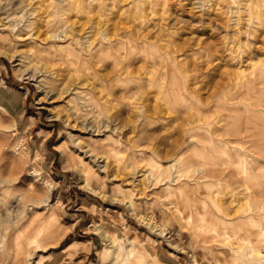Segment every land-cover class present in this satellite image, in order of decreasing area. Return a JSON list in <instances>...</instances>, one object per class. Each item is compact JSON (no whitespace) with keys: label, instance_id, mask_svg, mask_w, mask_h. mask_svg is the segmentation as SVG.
Returning a JSON list of instances; mask_svg holds the SVG:
<instances>
[{"label":"rangeland","instance_id":"1","mask_svg":"<svg viewBox=\"0 0 264 264\" xmlns=\"http://www.w3.org/2000/svg\"><path fill=\"white\" fill-rule=\"evenodd\" d=\"M143 1L0 0V264H264V0Z\"/></svg>","mask_w":264,"mask_h":264},{"label":"bare ground","instance_id":"2","mask_svg":"<svg viewBox=\"0 0 264 264\" xmlns=\"http://www.w3.org/2000/svg\"><path fill=\"white\" fill-rule=\"evenodd\" d=\"M257 1V0H256ZM139 2V1H138ZM236 2V1H235ZM142 3V2H141ZM237 3V2H236ZM142 4H145V5H148V8L146 9H144V7H142L143 9H141L142 10V12H143V14L144 13H146L147 15H148V17H153L154 16V14L156 13V8H157V2H155V0H144L143 1V3ZM244 4V3H243ZM137 5V4H136ZM138 6V5H137ZM160 6V5H159ZM248 6H249V4H248ZM131 7V6H130ZM158 9V8H157ZM240 9V8H239ZM136 10V9H135ZM249 8H246L245 9V11H244V13H246V17H243L242 15H241V12H238V13H235L236 15L238 14L239 15V17H238V22H241L243 19H246L245 21L246 22H248L249 23V21H250V18H249ZM259 12V11H258ZM138 13V12H137ZM165 13V12H164ZM261 13V12H260ZM142 15V14H141ZM158 15V14H157ZM156 15V16H157ZM144 16V15H143ZM146 16V15H145ZM147 18V17H146ZM237 18V17H236ZM160 22V21H159ZM126 26V25H125ZM118 28H119V26H118ZM167 28H165V26H160L159 24L158 25H156L155 26V30H151V31H137V33H135L136 34V36L137 37H135V38H133V40L132 41H130L129 40V38L128 37H126V38H128V40H129V42H130V44L128 45V46H126V48H124V49H126L127 51H131V50H134V51H136V53L138 54V59L140 60V62L141 63H143V62H145V63H149V65L151 64H153V65H160V66H165V67H170V68H176V66L178 65V63H179V61H181L182 59V57H183V55H184V53H182V51H181V49L179 48V47H176V48H174L173 49V47H171L172 49L171 50H168V51H166V52H164V53H162L161 51H158L157 49H156V42H158V43H160V41H163L162 40V38H163V36H168V33H167V30H166ZM119 31V30H118ZM120 32V31H119ZM239 32V31H238ZM114 37L116 38L118 35H117V28L115 29V33H114ZM121 35V34H120ZM122 36V35H121ZM134 37V36H133ZM119 38V37H118ZM121 38V37H120ZM120 38H119V40H116V39H114V40H116L115 41V46L116 45H118V46H120V44H121V41H120ZM124 44V43H123ZM125 45V44H124ZM127 45V44H126ZM156 45V46H155ZM160 45V44H159ZM102 46V45H101ZM246 46V45H245ZM125 47V46H124ZM236 47V46H235ZM93 48V47H92ZM169 48H170V46H169ZM98 49V48H97ZM112 49H114V48H112ZM118 50V49H117ZM165 51V50H164ZM4 53V52H3ZM3 53H1L0 52V55H2ZM242 58V57H241ZM11 61L13 62V63H15L14 64V66L15 67H18L19 66V64L18 63H21V62H19V60L18 59H16L15 57H13V58H11ZM264 61V60H263ZM182 62V61H181ZM259 64V63H258ZM179 66V65H178ZM153 67V66H152ZM240 68V67H239ZM173 72V77L174 78H176L177 76H174V71H172ZM169 73V72H168ZM172 77V78H173ZM171 78V79H172ZM173 78V79H174ZM250 88V87H249ZM251 90V89H250ZM176 96V95H175ZM44 97H46V96H44ZM44 99H41V101H43ZM45 103V102H44ZM43 104V103H42ZM86 145V144H85ZM85 147V146H84ZM113 148V147H112ZM84 149V148H83ZM115 150V149H114ZM85 151H86V154L88 155V153H91V157L92 158H95V159H97V158H101V159H103V163L105 162V165L103 166V167H100L101 169H104V172H107L108 173V167H109V165H106V160H105V156L108 154H106V155H104V157H98V155L97 154H95L94 153V151H93V149L91 148V146L89 145V144H87L86 145V147H85ZM118 151V150H117ZM118 153V152H117ZM116 153V154H117ZM113 155H114V153H113ZM108 156H110V155H108ZM116 156V155H115ZM115 156H113V158L115 157ZM109 158H111V156L109 157ZM107 159V158H106ZM81 160H83V159H81ZM109 160V159H108ZM111 160V159H110ZM96 161V160H95ZM108 162H110V161H108ZM158 163L160 164V162L158 161ZM172 163V162H171ZM176 163V162H175ZM96 164V163H95ZM102 164V163H101ZM109 164V163H108ZM166 165H167V163H166ZM172 165H173V163H172ZM177 165V164H176ZM99 166V165H98ZM111 166V165H110ZM113 166V165H112ZM143 166V165H142ZM79 167V166H78ZM164 167V166H163ZM172 167V166H171ZM174 167H175V165H174ZM83 168V167H82ZM152 168H157L158 169V171H162V166H160V165H152ZM96 170H97V168H95ZM95 169H93V171L95 170ZM175 169H177V168H175ZM152 170V169H151ZM154 170V169H153ZM152 170V171H153ZM134 171V170H133ZM150 171V170H149ZM151 171V172H152ZM177 171V170H176ZM96 171H94V173H95ZM147 172V171H146ZM146 172H145V174L143 175H140V182H142L143 181V178H147L148 177V175H150V174H146ZM150 172V173H151ZM83 173V172H82ZM100 173V172H99ZM98 173V174H99ZM165 173V172H164ZM177 174H179L178 172H176ZM172 175V174H171ZM84 176V175H83ZM93 175H91V177H92ZM114 177H115V175H113ZM117 176H119V175H117ZM90 177V178H91ZM173 177V176H172ZM88 178H89V176H88ZM116 178V177H115ZM135 178V177H134ZM138 178V177H137ZM176 178V177H175ZM178 178V177H177ZM157 179V178H156ZM172 180V179H171ZM166 181V180H165ZM132 182V181H131ZM139 182V181H138ZM162 183V182H161ZM166 183V182H165ZM168 183V182H167ZM133 184V183H132ZM47 187V191H48V195H47V198L45 199V204H47V206L49 207V205H48V203H49V201H50V199H51V192H52V188H51V184H47V183H45V185H44V187ZM85 186V185H84ZM89 186V185H88ZM133 186V185H132ZM139 186V185H138ZM126 187V186H125ZM128 187V186H127ZM144 188V186H141V188ZM130 188H132L131 186H130ZM181 188V187H180ZM124 189V188H123ZM128 189V188H127ZM169 189V188H168ZM183 190V189H182ZM180 191V190H179ZM187 191V190H186ZM169 192V191H168ZM184 193V192H183ZM203 210H206V209H203ZM205 213V212H204ZM207 213V212H206ZM182 215V214H181ZM184 217V216H183ZM49 219H55V214L53 213V212H51L50 213V216H49ZM205 219V218H204ZM207 221V220H206ZM201 223V222H200ZM241 223V222H240ZM260 224V223H259ZM258 224V225H259ZM153 226V225H152ZM213 227V226H212ZM259 228L261 229V231L262 232H264V226L263 225H260L259 226ZM153 229H157V231H158V229H160L161 230V227L160 226H155L154 225V227H153ZM202 229H203V227H202ZM226 230V229H225ZM162 231V230H161ZM203 231V230H202ZM204 232V231H203ZM202 232V233H203ZM207 232V231H206ZM211 232V231H210ZM237 234L238 235H241L242 233H241V231H237ZM119 240V239H118ZM120 240H123V239H120ZM112 244V243H111ZM115 246H116V248H117V251H121L123 248H124V244L123 243H115L114 244ZM255 252H257V251H255L254 249H252L251 250V255H253ZM123 253V252H122ZM118 255H120V254H118ZM124 256H128V257H133V258H135V260L137 261V263H140L139 262V260H140V256H137V255H135L134 253H132V252H128L127 253V255H124ZM105 258V257H104ZM118 261V260H117Z\"/></svg>","mask_w":264,"mask_h":264},{"label":"crops","instance_id":"3","mask_svg":"<svg viewBox=\"0 0 264 264\" xmlns=\"http://www.w3.org/2000/svg\"><path fill=\"white\" fill-rule=\"evenodd\" d=\"M107 256H109V254L106 253V252H103V258H102V260L104 261L105 260L104 257H107ZM141 261H142V258H141ZM130 264H139V263H137V261H136V262H133V263H130Z\"/></svg>","mask_w":264,"mask_h":264}]
</instances>
